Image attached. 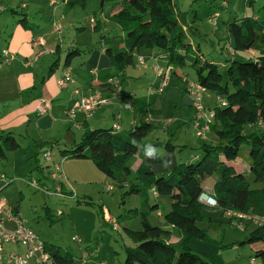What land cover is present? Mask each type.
Returning a JSON list of instances; mask_svg holds the SVG:
<instances>
[{
    "label": "trees",
    "instance_id": "16d2710c",
    "mask_svg": "<svg viewBox=\"0 0 264 264\" xmlns=\"http://www.w3.org/2000/svg\"><path fill=\"white\" fill-rule=\"evenodd\" d=\"M62 1L63 11L68 13L77 6L85 9L89 0ZM256 1L246 0L245 5L252 6ZM175 2L101 0L103 6L112 4L116 7L115 17L131 22L133 29L126 31L121 38L102 41L111 67L105 77L98 79L101 84L104 82L103 87L107 86V81L118 79L124 69L133 65L132 53L139 48L162 51L170 69L187 64L195 72L197 85L226 104L221 109H214L211 131L215 133L216 142L202 143L195 160L179 163L162 176L153 172V167L162 162L161 157L156 151L152 156L145 155L147 150L156 148L144 143L145 137L155 129L147 122L134 121L127 132L114 131L112 127L90 130L84 124L81 141L58 152L62 158L91 161L101 173L114 181L137 180L138 186L133 187L131 193L143 201H146L143 189L152 188L155 191L158 203L148 211L146 206L143 207L144 211L138 216V227L126 229L135 247H125L121 264H224L217 243L196 224L204 219V207L198 199L205 192L202 183L209 177L214 179L212 198L216 208L238 214L251 211L264 217V5L255 17H231L226 25L236 51L256 52L255 61L235 57L220 65L207 62L198 48L192 49L184 30L187 26L186 14L180 13ZM129 11H133L134 15ZM17 24L23 29L34 30L23 15ZM78 55L76 50H69L63 66L68 67ZM56 66L57 61L50 66L48 75L54 73ZM157 99L155 93L133 99L134 115L143 118L152 116L150 108ZM258 122L262 123V127L258 126ZM215 125H219L220 129L217 130ZM18 148L19 143L14 136L0 135V159L5 158V152ZM167 150L172 152V147ZM238 159L246 161L249 168L247 175L226 164ZM136 160L139 164L131 172ZM129 174H132L131 178H128ZM68 196L71 197V194ZM164 201L172 208L162 215L166 227L152 226L148 213L153 210L158 212ZM174 233L178 239L172 243L170 240ZM246 243L259 244L255 253L264 264V222L250 232ZM44 252L54 264H73L71 256L61 248L44 243Z\"/></svg>",
    "mask_w": 264,
    "mask_h": 264
},
{
    "label": "rangeland",
    "instance_id": "374dc122",
    "mask_svg": "<svg viewBox=\"0 0 264 264\" xmlns=\"http://www.w3.org/2000/svg\"><path fill=\"white\" fill-rule=\"evenodd\" d=\"M27 1L35 2L37 0H0V2H3V6L8 9L0 16L10 17L12 16L10 11L14 9L21 14L20 5L21 3H28ZM40 1L38 0V2ZM59 1L63 2L62 0ZM245 1L176 0V7L180 13L189 14L186 23L187 39L194 47L200 49V54L207 62L223 65L226 60L235 54L238 57L249 59V56L243 55L246 52L236 51L234 43L226 30V25L231 17L239 18L255 15L264 5V0H257L252 6L247 7ZM99 3V1L89 0L85 9L77 6L75 13L68 16L70 20L76 22L73 24L72 39L74 41L78 36L76 40L81 41V47L82 45H89L91 38V44L100 50L104 39H109V37L115 39L119 36L121 38V33L124 34L126 31L133 29V24L129 21L117 19L115 15L114 19H110L108 9L104 11L103 23L100 26L99 21L101 18H94L96 13L100 12ZM194 13H197V20H193ZM213 13H217V16L214 17ZM210 14L211 16L208 17ZM107 21L115 27L111 26L108 34L102 36L100 34L101 29L110 27L109 24H106ZM84 53L88 55L90 52L85 50ZM175 70L181 76L187 77L186 83L189 81L197 83L194 70L187 64ZM104 71L97 67L95 76L92 74L86 75L87 82H90L92 78L98 80ZM170 79L167 86L164 87L166 95L165 99L161 101L159 112H155L153 109L155 103L150 108L152 116L149 119L155 129L145 137V140L148 144L150 142L155 144L154 146H156L159 153L157 150L155 151L159 156L168 154L167 149L172 147V152L176 150L174 157H180L178 160L182 158L181 161H184L186 157L189 159L191 156L193 158L194 155H199L202 143L213 144L216 142V138L213 139L215 133L212 131L208 132L205 141L194 135L189 124L190 120L186 119L189 108L182 106L185 81L182 83L176 77L172 78V81ZM151 83H153V80ZM146 85L147 83L144 81L140 94H137L138 96H148L149 90H147L148 87L145 88ZM125 86L127 87L128 84H125ZM81 87L88 88L87 84ZM202 104L204 107L208 106L211 110L221 109L220 103L213 94H206ZM163 121H169L166 126L170 129L167 133H164ZM215 126L217 130L220 129L219 125ZM83 132L82 130L78 133L79 142ZM70 136L69 133L61 138L62 141L59 144H66L65 147L58 145L56 148L67 149L68 143L71 142ZM210 138L211 141H209ZM54 139H56L54 143L60 141L59 137ZM24 141V139L18 140L19 148L13 152H5V158L0 159V175H3L7 180H12V183L7 185L6 188L4 183H0V186H2L0 197L5 199L10 207L15 208L18 206L20 215L26 221V226L31 230L33 229L32 231L45 244L53 245L67 252L71 256L73 264H121L124 260L125 247H135L126 229H136L139 223L138 216L144 211L142 208L146 206L148 211L150 207L156 205L159 201L154 197L152 188L143 189L144 199H146V201H143L141 197L131 193L132 188L138 186V181L131 178L132 174L128 175V178H131L130 180L118 182L106 177L89 160L67 159L64 157L61 160L62 163L58 164L61 165V173L67 180L68 185L65 181L62 184L58 177L52 180L49 173L46 172L48 167L51 168L53 162L45 167L43 156H36L33 153L36 150H31L36 149L35 143L31 141L30 149ZM167 141H170V143ZM56 148L51 150L52 156L50 154V157L54 156L51 159L52 161L56 157ZM239 160L246 164V161ZM158 166L165 167L166 162L164 161ZM132 170L133 166L130 171L132 172ZM158 172L157 170L155 174L159 175ZM248 172L249 170H247L246 175ZM32 180L36 182L35 188L28 184ZM75 181L79 186L75 187ZM61 185L64 187L61 190L62 192H60V188L58 190L53 189L55 186ZM69 193L71 197L68 196ZM204 194L208 195L207 197H212L210 190L206 189ZM201 204L204 207V219L196 224L205 231L208 238L217 243L224 264H252L250 261L253 258L255 259L254 264H262L259 256L255 253L259 248V244H242L244 239L249 238L248 232L254 229L251 226L252 224H247L246 220L238 219L236 216H230V214L238 215V213L231 212L228 214L227 211L218 209L215 206L209 207L204 203ZM161 205L158 209L161 215L172 210L170 203L166 201ZM103 213L108 214V218L105 215L104 217ZM241 215L261 218L251 211ZM148 221L152 226L166 227L163 218L157 216L156 210L149 211ZM173 237L178 239L176 233L173 234Z\"/></svg>",
    "mask_w": 264,
    "mask_h": 264
},
{
    "label": "crops",
    "instance_id": "0c3cea01",
    "mask_svg": "<svg viewBox=\"0 0 264 264\" xmlns=\"http://www.w3.org/2000/svg\"><path fill=\"white\" fill-rule=\"evenodd\" d=\"M95 1L100 2V12L96 13V16L94 17L96 19L99 17L101 18V20L99 19L100 26L103 23L102 18L104 17L105 9L109 10L110 19H114V15L117 10L116 7L112 4L103 6L101 5V0ZM75 8L76 7L68 13H64V3L59 0H41L40 2L37 0L26 4L21 3V14L14 9L10 11L12 16H0V135L10 134L14 136L17 142L20 139H24V142L27 143L30 149V143L33 141L36 149L34 148L31 150H36L35 152L33 151V153L39 157L43 156L45 152L48 151H50L51 154V150L55 149L58 145L60 147H65L66 144L60 145L59 143L62 141L61 138L67 136L69 133L71 135V142L68 143L67 147L69 148L78 144V133L83 130L84 124H87L90 130H107L116 123L119 125L120 131H128L133 123H135L134 121L147 122L151 124L149 119L150 117L143 118L141 115H134L135 107L132 104L133 99L144 98L137 95L140 94L139 92L144 85V81L147 83L145 88L148 87L147 90H149V95L151 92H157L163 81L166 83L164 86L166 87L170 78V81H172V78L176 77L182 83H184L187 79L186 76H181L173 69H170V73L164 75L169 67L166 65L165 57L162 51L139 48L132 53L133 65L124 69V71L118 76L120 93L117 96H112L108 81L106 87H103L104 82L101 84L99 79L94 80L92 78L90 82H87L86 75L92 74L95 76V69L97 67L101 70H105L100 76L101 78L105 77V74L110 69L111 64L108 57L104 54L103 50L105 49V46L103 44H101L99 50L98 47L96 49L94 45L91 44V38L89 45H82V47L81 41L76 40L78 36L73 41L72 29L74 28L73 24L76 22L74 20H70L68 16L71 13H75ZM7 11L8 9L3 6V2H0V15H3V13ZM129 12L134 15L133 11ZM196 14L197 13H194L193 20H197ZM213 14L215 16L217 13ZM21 15L26 18L29 25L33 26L34 30L23 29L17 24L18 20L21 19ZM255 15H252L251 17H255ZM209 16H211V14L208 15V17ZM188 17L189 14H186V22H188ZM110 23L111 22L107 21L106 24H109L110 27L101 29L100 34L102 36H105V34H108L110 31L112 26ZM117 24L121 26L119 23ZM112 27L114 28L115 25ZM184 30L186 34L187 26ZM121 35L123 34L121 33ZM191 46L193 50L197 48L194 47L193 44H191ZM69 50H76L79 55L72 59L68 67H64V59ZM85 50L90 53L86 55L84 53ZM198 50L200 51L199 48ZM3 52H6V57H2ZM81 52H83L82 55ZM244 54L250 57L248 60L253 61H255V58L258 56V54L254 51H248L243 53V55ZM235 57H238V55L235 54L234 56H231V58ZM139 60L141 61L140 63ZM55 61H57V66L55 67L56 69L54 73L48 75L50 66ZM66 72L70 74L73 79V83L69 84L66 88H59L56 81L59 78H62ZM152 80L153 83H151ZM129 83H131V85H129ZM85 84H87L88 87L98 89L102 96L106 97L111 95L112 97H109L108 105L99 110L87 121H85L81 116H78L76 119L78 125H74L75 127H73L72 122L66 118L65 110H68L73 105L75 97L72 95V92L74 88L77 86H85ZM125 84H128V86L126 87ZM184 84L182 106L189 108V114L186 119L190 120L189 124L191 126V121L194 116L191 89L194 88L197 83H193L191 81L186 83L185 81ZM164 87L160 93H157L158 99L155 101L153 108L155 112H159L158 110L161 108L162 104L161 101L165 99L166 94L164 92ZM40 99H44L47 102L44 106V114H39L36 110ZM123 112L125 113L123 114ZM168 123L169 121H163L164 133L169 132L170 128H167L166 126ZM55 137H59L60 141L58 143H54V140H56L54 139ZM215 138L216 137L214 136L213 139ZM209 141H211V138ZM167 142L170 143V141ZM144 143L147 145H155L152 142L148 144L146 140H144ZM48 144L52 145V147L48 146ZM60 150H62V148H56V157L54 158V161L51 160L49 163L44 162L45 167L52 162L62 163L61 160L63 158L58 153ZM155 150H157V148H155ZM175 151H168V154L160 156L162 160L161 163L165 161L166 166L162 168L158 165L154 166V174L157 170L159 171V175L155 174L156 176L165 175L177 164L191 162L198 157V154H196L193 158L192 156L189 157V159L186 157L184 161H181L182 158L181 160H178L180 157H174ZM157 152L159 153L158 150ZM53 157H51V159ZM238 160L235 162H227L226 164L233 167L236 172L246 174L247 170H249L247 163L244 164L243 161L239 160L238 162ZM138 164L139 161L136 160L133 164V170L137 168ZM245 167L246 169H244ZM46 172L49 173V177L52 179L51 168L48 167ZM62 176L63 179H61V182L64 184V181L66 182L67 180L64 175ZM0 183L3 184L1 180ZM75 183V187L79 186L77 181H75ZM206 184L207 186H205ZM213 184L214 179L212 177L205 179L202 183L204 191L207 189L212 192ZM61 186L63 190L64 187L63 185ZM61 186H55L53 189L58 190ZM4 187L6 188L8 186ZM1 189L2 186H0V192ZM152 192L155 197L156 195L154 194L155 191L153 189ZM9 208L13 212V215L25 220L23 216L20 215L18 206L15 208L9 206ZM46 209L48 210V208ZM104 213L103 216L105 215L108 218V214ZM230 213L231 212H228V214ZM157 216L162 218L159 211L157 212ZM248 224L252 223L249 222ZM7 226L10 229L13 227L11 223ZM251 226L253 228L257 227L255 224H252ZM251 231L252 230L248 233L250 234ZM172 239H174V237H172ZM176 241L177 238L170 242ZM246 241L247 240L244 239L243 243L246 244ZM10 254L23 257L25 255V250L20 245L8 244L2 248V256L6 257ZM29 264L35 263L30 261Z\"/></svg>",
    "mask_w": 264,
    "mask_h": 264
},
{
    "label": "built area",
    "instance_id": "2783aa9c",
    "mask_svg": "<svg viewBox=\"0 0 264 264\" xmlns=\"http://www.w3.org/2000/svg\"><path fill=\"white\" fill-rule=\"evenodd\" d=\"M215 15L214 17H216ZM6 52L2 53V57H6ZM141 61L139 60V63ZM167 72L164 75H167L170 72V68H167ZM73 83V80L69 73H65L62 78H59L56 81V84L59 88H66L69 84ZM108 85L111 88L112 96H117L120 93V84L118 79H111L108 81ZM166 85L163 81L161 87L158 88L157 92L152 93H160L162 88ZM193 96V104L192 108L194 110V116L191 121V128L193 129L194 135L205 141L207 139L208 132L211 131V126L214 124L215 113L214 110H211L209 107H204L202 102L203 98L209 93L204 89L200 88L196 85L191 89ZM72 95H74L75 100L73 105L68 110H65L66 117L72 122L73 125L77 126L78 123L76 119L78 116H81L85 121H87L90 117L96 114L99 110L104 108L109 104V96H102L100 91L93 87L83 88L81 86H77L74 88ZM158 95V94H157ZM111 96V97H112ZM110 97V98H111ZM217 101L220 103V107L226 106L225 102L219 98ZM46 101L44 99H40L37 105V112L39 114L45 113V105ZM258 126L262 127V123L258 122ZM112 129L114 131H120V127L118 124H113ZM44 162L49 163L51 161L50 151L45 152L43 155ZM51 177L52 179L58 177L60 180L63 179L61 173V165L58 163H52L51 166ZM0 180L7 186L12 183V180H7L3 175L0 176ZM32 187H36V182L34 180L28 183ZM155 194V193H154ZM156 195V194H155ZM208 195L201 194L198 201L200 203H204V205L209 207H216V203L208 202ZM205 197L206 202L202 200ZM213 199V198H212ZM236 216L238 219H244L247 222H251L257 226L261 225L264 222V217H246L241 214H230V216ZM243 220V221H244ZM11 223L13 227L8 228V224ZM116 225V223L114 222ZM243 229V227L241 226ZM17 244L24 248L25 255L20 257L15 254H10L6 257L2 256V248L3 245ZM5 260V261H4ZM32 261L35 264H54L52 260L49 258L48 254L44 252V242L39 239V237L26 226V221L13 215V212L10 210L5 199L0 197V264H29ZM252 264L255 263L254 259L250 261Z\"/></svg>",
    "mask_w": 264,
    "mask_h": 264
},
{
    "label": "clouds",
    "instance_id": "9594fccd",
    "mask_svg": "<svg viewBox=\"0 0 264 264\" xmlns=\"http://www.w3.org/2000/svg\"><path fill=\"white\" fill-rule=\"evenodd\" d=\"M155 151V149H149L145 152V155L147 156H152L153 155V152Z\"/></svg>",
    "mask_w": 264,
    "mask_h": 264
},
{
    "label": "water",
    "instance_id": "95a60500",
    "mask_svg": "<svg viewBox=\"0 0 264 264\" xmlns=\"http://www.w3.org/2000/svg\"><path fill=\"white\" fill-rule=\"evenodd\" d=\"M208 202L212 204V203H214L215 201L212 199V197H209V198H208Z\"/></svg>",
    "mask_w": 264,
    "mask_h": 264
},
{
    "label": "bare ground",
    "instance_id": "6f19581e",
    "mask_svg": "<svg viewBox=\"0 0 264 264\" xmlns=\"http://www.w3.org/2000/svg\"><path fill=\"white\" fill-rule=\"evenodd\" d=\"M206 199H207V198H205V197L202 198V200H203L204 202H206Z\"/></svg>",
    "mask_w": 264,
    "mask_h": 264
}]
</instances>
